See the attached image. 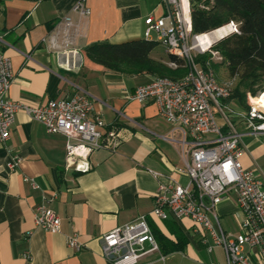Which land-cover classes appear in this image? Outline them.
Listing matches in <instances>:
<instances>
[{"label":"crops","instance_id":"obj_1","mask_svg":"<svg viewBox=\"0 0 264 264\" xmlns=\"http://www.w3.org/2000/svg\"><path fill=\"white\" fill-rule=\"evenodd\" d=\"M76 1L0 0L1 50L10 58L13 73L7 96L39 105L84 93L92 100V113L114 125L118 135L108 147L89 154V170L77 172L64 167L61 134L47 132L22 111L15 113L7 139L0 142V264H112L100 253L99 236L152 208L162 178L147 169L187 182L176 173L183 161L172 141L177 134L171 133V125L150 101L128 99L136 86L153 77L110 72L83 59V50L93 43L143 38V19L162 15L161 0H81L89 13L80 34L64 51L49 49L41 39L62 16L81 21L71 10ZM153 38L156 41L152 32ZM236 126L243 167L264 179V131L254 133L241 122ZM11 156L19 161L9 170L5 165ZM23 177L33 179L37 187ZM39 204L59 217L57 231L34 225L32 213ZM217 213L225 230L237 229L233 193L217 205ZM163 221L148 218L150 228L152 224L173 238ZM72 234L82 245L78 251L66 246L65 238ZM180 252L163 254L162 261L152 253L139 264H166L169 256Z\"/></svg>","mask_w":264,"mask_h":264},{"label":"built area","instance_id":"obj_2","mask_svg":"<svg viewBox=\"0 0 264 264\" xmlns=\"http://www.w3.org/2000/svg\"><path fill=\"white\" fill-rule=\"evenodd\" d=\"M193 0H161L163 13L147 15L143 19L142 37L156 36L166 53L183 59L187 72L180 78L153 77L149 82L136 86L128 95L138 103L150 101L157 114L171 125L183 166L176 173L187 179L186 183L171 175L147 169L155 178H162L153 193V206L145 214L117 225L99 236L100 253L112 264H139L152 253L162 261L160 252L148 224V218L174 219L186 230L198 233L208 252L213 245L222 246L227 264H264V179L254 170L245 169L241 163V133L236 123L257 133L264 131V104L254 99L264 98V91L248 99V108L237 109L229 97L235 78L218 80L210 61L199 66L197 54L210 52L211 60L219 57L210 47H197L202 34L192 33L191 2ZM199 7L207 9L206 0H199ZM211 2V0L209 1ZM71 10L81 20L73 23L69 16H62L49 35L41 39L53 51H64L80 34L84 19L89 13L81 0ZM231 33H239L238 24L230 21ZM0 38V142L7 139L9 126L18 111L39 122L49 133L64 137V167L77 172L90 169L89 154L109 146L116 140L117 129L105 124L100 116L92 113V100L84 93L68 98L48 99L39 105H28L10 100L7 96L13 80L10 58L1 50ZM169 66L175 67L173 62ZM17 156H11L6 167L17 165ZM32 188L33 179L23 177ZM233 193L238 206L236 230H225L217 213V205ZM35 226L57 231L59 217L44 204L33 209ZM66 246L78 251L82 245L77 236L65 238Z\"/></svg>","mask_w":264,"mask_h":264},{"label":"trees","instance_id":"obj_3","mask_svg":"<svg viewBox=\"0 0 264 264\" xmlns=\"http://www.w3.org/2000/svg\"><path fill=\"white\" fill-rule=\"evenodd\" d=\"M209 1L206 0L207 9L199 7V0L191 2L192 33L207 34L229 25L230 21L238 24L239 33H229L210 46L212 51H217L220 61L211 60L207 51L197 54L195 60L202 67L210 61L218 80H221L218 76L220 68L225 70L229 79L235 78L228 100L235 101L237 109L245 110L248 108L246 91L254 94L264 80V0ZM155 43L143 38L120 43H93L83 50V59L100 69L125 75L147 74L175 79L184 76L187 69L182 58L167 53L163 62L150 56ZM169 62L176 66H169ZM163 223L173 238L150 224L162 254L184 251L188 244L205 248L200 235L185 230L178 221L165 219Z\"/></svg>","mask_w":264,"mask_h":264},{"label":"rangeland","instance_id":"obj_4","mask_svg":"<svg viewBox=\"0 0 264 264\" xmlns=\"http://www.w3.org/2000/svg\"><path fill=\"white\" fill-rule=\"evenodd\" d=\"M153 40H155V38H153ZM150 55L157 59L166 58L165 50L159 42L155 43L154 47L150 51ZM214 60L220 61V58L215 57ZM218 76L221 80L229 79L223 68H220V70L218 71ZM235 82L236 80L234 81V84ZM263 86H264V80L261 82V84L257 86L258 89L254 94H252L251 91H246L247 104L249 101L248 99L249 96L256 97L258 96L259 92L264 91ZM257 98L258 97H256L254 100H256ZM231 105L235 108L238 107L235 101L231 102ZM231 120L237 124V119L231 118ZM221 221L224 222L222 217H221ZM228 230H236V229L231 228V229H227V231ZM165 262H167L166 264H227L225 251L222 246L213 245L212 252H208L206 248L196 247L193 244H189L184 251L169 256Z\"/></svg>","mask_w":264,"mask_h":264},{"label":"bare ground","instance_id":"obj_5","mask_svg":"<svg viewBox=\"0 0 264 264\" xmlns=\"http://www.w3.org/2000/svg\"><path fill=\"white\" fill-rule=\"evenodd\" d=\"M229 33H231V26L227 25L224 26L218 30L212 31L207 34H203L200 38V41L197 42L196 46L197 47H203V48H208L210 47L215 41L227 36ZM256 102H263L264 104V98H257L254 100Z\"/></svg>","mask_w":264,"mask_h":264}]
</instances>
